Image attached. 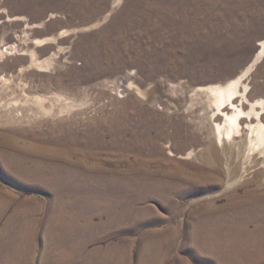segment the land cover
I'll list each match as a JSON object with an SVG mask.
<instances>
[{"label":"rangeland","instance_id":"1","mask_svg":"<svg viewBox=\"0 0 264 264\" xmlns=\"http://www.w3.org/2000/svg\"><path fill=\"white\" fill-rule=\"evenodd\" d=\"M210 1L0 0V213L32 210L29 264L46 261L58 197L69 217L59 234L75 237L77 217L93 215L89 250L119 251L111 264L245 263L223 242L205 246L227 257L209 262L194 232L209 218L264 222V153L244 126L264 112L215 143L205 93L249 69L247 96L264 99V0H214L212 29H195ZM262 222L212 232L264 233ZM11 233L3 214L0 264H12Z\"/></svg>","mask_w":264,"mask_h":264},{"label":"bare ground","instance_id":"2","mask_svg":"<svg viewBox=\"0 0 264 264\" xmlns=\"http://www.w3.org/2000/svg\"><path fill=\"white\" fill-rule=\"evenodd\" d=\"M168 4H170L168 6L169 8L174 5L172 3ZM216 5H218V3L214 0L208 3V14L201 20H198L197 23H195V29L199 30V28L204 27L207 30L212 29V21H217L220 15V13H217L219 10L215 7ZM210 6H212L213 8ZM168 7L166 9H168ZM259 47L260 49L257 52V59L261 58L264 53V41L259 43ZM4 51H6V49L0 50V56ZM248 70L249 69H247L244 73H241L237 77L225 80L219 84L209 86L205 89V93L207 95V98L209 99V105L207 109L212 112L210 118L211 121H213L212 129L215 136V143H225L226 139L237 135L240 131V128H242L241 119H258L260 114L264 112V99H255L250 101L247 96L248 86L242 81ZM129 84V86H132V83ZM137 92L143 95V93L138 89ZM243 104H247L249 106L248 110H245L243 108ZM257 107L259 108V110H256ZM244 126L245 128H248L250 132L249 143L252 144L253 147L256 146L258 149H260L261 153H264V124L260 120H258L255 124L246 123ZM26 165L31 166L32 164L27 161ZM259 166L264 168V158L260 162ZM50 170L55 176L57 175V167L50 168ZM262 173H264V170L257 172V176H261ZM201 174L204 179L217 178V172L213 174L210 172L202 171ZM257 176L256 178H258ZM147 185V183L143 182H141L140 184H134V186L138 188L140 192H142V190L146 188ZM146 191L151 192V190L149 189H147ZM63 192H65V190L59 192V195L62 196ZM250 192L251 190L249 189L248 191H245V194L247 195ZM4 204H9V201L5 200ZM64 209L65 202L62 201L60 197H58L57 208L53 213L54 215L51 217V220L54 221V224L49 226L44 234L46 239L44 238L43 252L40 261L43 258L46 243H50V246L46 252V261L43 263L40 262V264H111L115 261L119 262L120 259H122V254L117 250L109 251L102 259H98L96 257V249L89 250L88 245L92 241V231L97 226V223H94L93 215L87 216V213H83V215L77 217L80 225H78L79 230L77 231V235H75V237H73L72 234H69V232L65 233L64 235H60L57 231L55 221L57 223L60 220L66 219L67 221H62V226L65 227V230H67L65 224L68 223L69 225V217H65ZM235 209L238 210V212L240 211L239 208ZM15 212L16 213H12L11 216L6 213L5 210L3 213H0V222L4 214V218L8 219V226L11 228V230L14 231L17 229L19 232V234L17 235V239L14 233H11L12 236L9 239L8 245H6L5 247L8 251L7 261L12 262V264H29L31 249L30 240L33 233L32 225L35 224V222L31 219L32 210L19 209V211H17V209H15ZM128 212H123V214L117 216L116 218H121L122 216L124 217L128 214ZM248 217L249 219L246 220ZM248 217H245L244 214H242V219L240 221H236L235 218L231 222H223L220 217H217L215 219L206 218L207 220L205 222V225L199 224L198 226H196V231L194 232V240L196 242L195 246L205 250L206 256L209 257L206 260H208L209 262L214 261V259L221 258L225 260L227 258L226 256H218V254H214L217 253L216 251L207 250L205 248V246L209 247L211 243L215 246H220L222 242L223 244L221 246L225 245L234 248V255L232 256L236 257L237 260L239 259L240 261L242 260L243 262H245L243 264H256L254 262H260V255H262L260 251L264 250V233L263 231H259L260 227H258L259 229L252 233H247L245 231H242L243 233H238L234 232L231 229L229 230L228 235L212 232L214 230L213 228L224 229L225 226H248L251 223L261 224L262 222L261 219H258L254 215L250 214ZM115 219L111 216H108L107 222L112 223ZM70 222L73 223V219H70ZM75 222L77 224V221ZM14 226L16 227V229L14 228ZM248 245L255 246L257 249H255L254 251L245 250V247ZM239 249L240 252H237ZM195 254H197L196 251ZM245 258H247V260H245Z\"/></svg>","mask_w":264,"mask_h":264}]
</instances>
